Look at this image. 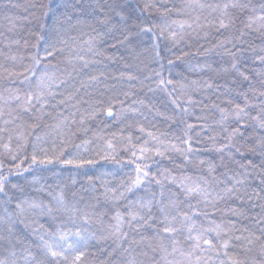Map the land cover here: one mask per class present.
I'll use <instances>...</instances> for the list:
<instances>
[{
  "label": "snow or ice",
  "instance_id": "6c2138e0",
  "mask_svg": "<svg viewBox=\"0 0 264 264\" xmlns=\"http://www.w3.org/2000/svg\"><path fill=\"white\" fill-rule=\"evenodd\" d=\"M20 7L0 4V264H264V0ZM56 166L70 189L17 195Z\"/></svg>",
  "mask_w": 264,
  "mask_h": 264
},
{
  "label": "trees",
  "instance_id": "16d2710c",
  "mask_svg": "<svg viewBox=\"0 0 264 264\" xmlns=\"http://www.w3.org/2000/svg\"><path fill=\"white\" fill-rule=\"evenodd\" d=\"M14 3H18L21 5V7L19 9H14L13 12L16 15H19L20 17H24L27 15V12L25 11V7L30 0H13ZM176 2H179V0H176ZM7 3V0H0V4H4ZM24 25V27L22 28L21 25ZM26 26H27V21H17V31L19 33L20 36L26 37L27 36V32H26ZM7 27V21L3 20L2 18H0V29L6 28ZM2 46V45H0ZM6 51V49H5ZM200 59V58H198ZM0 60H2V58H0ZM193 63H195V61H193ZM182 73L183 75H187L189 79H196L199 78L198 74L196 73H191L188 72L186 69V65H182ZM177 72H181V69H177L173 71V76L177 79H179L180 77L177 75ZM165 75L167 76L168 73L167 71L165 72ZM157 107L161 108L163 110V104L160 103V98L158 96L157 100ZM161 130H163L166 125L164 124H159ZM165 165H167V162H163ZM169 167H171L170 165H167ZM25 167H27V165H25ZM109 170H112L113 168L117 167L115 165H107L106 166ZM59 166H56L54 168H52L51 171H44V172H37V171H33L31 173H23L21 174L19 177L14 176L12 178V182L13 183H18L21 185L22 187V194L20 192L17 193V195H21V198L24 197H34L37 195L35 188L33 187V185L30 183V181H32L33 177L35 176L36 179H38L40 181L41 185H45L46 189L48 190H56L58 189V186H63V185H67V188L70 189L71 188V183L68 180V173L65 172H59ZM104 170V169H101ZM188 174L190 175H195V173L189 172ZM75 179H77L78 184H77V188L79 187V182H82L85 178L84 177H75ZM36 187H39V185H37ZM69 197H70V192L68 193ZM45 198H47V191L45 193L42 194ZM97 227L96 225L93 226V228ZM95 242H92V246H90L88 248V251L90 253H94L97 251L96 247L94 246Z\"/></svg>",
  "mask_w": 264,
  "mask_h": 264
}]
</instances>
